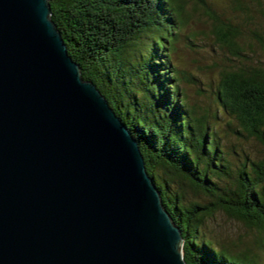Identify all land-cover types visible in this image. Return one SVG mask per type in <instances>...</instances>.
I'll list each match as a JSON object with an SVG mask.
<instances>
[{
    "label": "water",
    "instance_id": "95a60500",
    "mask_svg": "<svg viewBox=\"0 0 264 264\" xmlns=\"http://www.w3.org/2000/svg\"><path fill=\"white\" fill-rule=\"evenodd\" d=\"M50 16L0 0V264H186L137 141Z\"/></svg>",
    "mask_w": 264,
    "mask_h": 264
},
{
    "label": "trees",
    "instance_id": "16d2710c",
    "mask_svg": "<svg viewBox=\"0 0 264 264\" xmlns=\"http://www.w3.org/2000/svg\"><path fill=\"white\" fill-rule=\"evenodd\" d=\"M185 1L49 3L50 17L83 79L96 85L137 141L147 173L181 230L185 263L264 264V256L252 249L264 247V158L243 153L239 165L233 164L213 123L220 114H228L241 127L228 123L234 133L254 136L264 145V70L247 67L224 73L215 92L214 120L205 109L197 111L181 88L184 75L170 55L190 17ZM251 1L256 6L252 13L264 15V0ZM233 4L234 11L251 18V9L235 0ZM221 23L213 19L212 29L239 52L234 37L242 28L229 33ZM188 188L200 196L189 197ZM220 209L255 228L259 237L239 251L217 246L206 235L204 221Z\"/></svg>",
    "mask_w": 264,
    "mask_h": 264
},
{
    "label": "rangeland",
    "instance_id": "374dc122",
    "mask_svg": "<svg viewBox=\"0 0 264 264\" xmlns=\"http://www.w3.org/2000/svg\"><path fill=\"white\" fill-rule=\"evenodd\" d=\"M235 2L251 9L250 19H246L240 11H234V0H186L185 7L190 17L180 30L177 40L175 39L173 51H170L173 63L184 75L180 85L188 102L195 105L197 111L205 109L206 113L210 112L211 122L216 109L215 92L224 73L247 67L264 70V46L260 39H264V15L257 11L252 13L256 6L251 0ZM216 18L220 19L223 28L229 29V33L236 26L242 28L241 33L234 37L240 45L239 52L236 46L220 41L222 34H217L212 29L213 19ZM213 123L218 129L221 145L233 164L239 165L243 153L252 158H264V145L256 137H242L227 126L229 123L232 128L241 130L238 122L228 114H220ZM186 194L192 198L200 196L194 195L196 192L190 188ZM201 197L204 202L209 200L208 197ZM204 222L206 235L212 236L217 246L225 245L239 251L259 237L255 228L222 209L206 215ZM252 249L263 258L264 247L254 245Z\"/></svg>",
    "mask_w": 264,
    "mask_h": 264
}]
</instances>
